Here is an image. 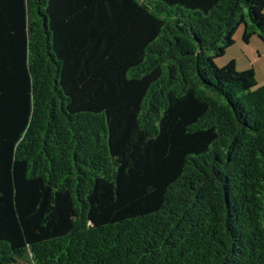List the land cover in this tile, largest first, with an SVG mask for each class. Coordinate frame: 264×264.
I'll use <instances>...</instances> for the list:
<instances>
[{"label":"trees","instance_id":"obj_1","mask_svg":"<svg viewBox=\"0 0 264 264\" xmlns=\"http://www.w3.org/2000/svg\"><path fill=\"white\" fill-rule=\"evenodd\" d=\"M240 26L264 0H0V264H264Z\"/></svg>","mask_w":264,"mask_h":264},{"label":"rangeland","instance_id":"obj_2","mask_svg":"<svg viewBox=\"0 0 264 264\" xmlns=\"http://www.w3.org/2000/svg\"><path fill=\"white\" fill-rule=\"evenodd\" d=\"M231 61L235 62L240 72L253 69L258 87L264 86V42L258 36L252 37L249 43L244 42L243 26L239 27L234 36V45L227 49L224 56L215 59L218 67H224Z\"/></svg>","mask_w":264,"mask_h":264}]
</instances>
